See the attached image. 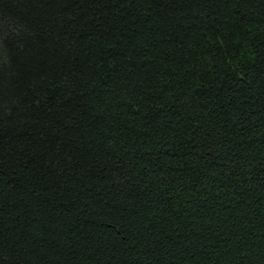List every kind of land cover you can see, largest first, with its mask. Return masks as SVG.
<instances>
[{
	"label": "trees",
	"instance_id": "16d2710c",
	"mask_svg": "<svg viewBox=\"0 0 264 264\" xmlns=\"http://www.w3.org/2000/svg\"><path fill=\"white\" fill-rule=\"evenodd\" d=\"M0 14V264H264V0Z\"/></svg>",
	"mask_w": 264,
	"mask_h": 264
},
{
	"label": "rangeland",
	"instance_id": "374dc122",
	"mask_svg": "<svg viewBox=\"0 0 264 264\" xmlns=\"http://www.w3.org/2000/svg\"><path fill=\"white\" fill-rule=\"evenodd\" d=\"M21 25L13 18L0 14V63L6 60V53L3 46L4 39L19 32Z\"/></svg>",
	"mask_w": 264,
	"mask_h": 264
}]
</instances>
